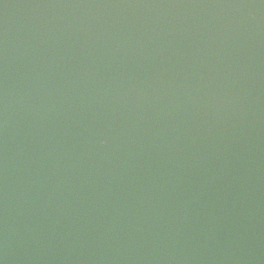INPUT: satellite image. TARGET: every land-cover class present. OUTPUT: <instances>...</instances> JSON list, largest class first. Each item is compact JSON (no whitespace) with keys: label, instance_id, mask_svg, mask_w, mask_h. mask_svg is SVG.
Here are the masks:
<instances>
[{"label":"water","instance_id":"1","mask_svg":"<svg viewBox=\"0 0 264 264\" xmlns=\"http://www.w3.org/2000/svg\"><path fill=\"white\" fill-rule=\"evenodd\" d=\"M0 264H264V0H0Z\"/></svg>","mask_w":264,"mask_h":264}]
</instances>
